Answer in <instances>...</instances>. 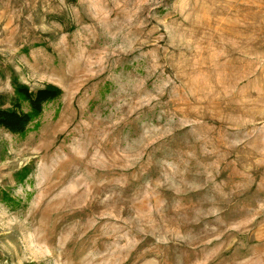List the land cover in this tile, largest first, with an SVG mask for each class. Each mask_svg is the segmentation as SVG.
Returning <instances> with one entry per match:
<instances>
[{"label":"rangeland","instance_id":"374dc122","mask_svg":"<svg viewBox=\"0 0 264 264\" xmlns=\"http://www.w3.org/2000/svg\"><path fill=\"white\" fill-rule=\"evenodd\" d=\"M13 80L0 264H264V0H0Z\"/></svg>","mask_w":264,"mask_h":264},{"label":"trees","instance_id":"16d2710c","mask_svg":"<svg viewBox=\"0 0 264 264\" xmlns=\"http://www.w3.org/2000/svg\"><path fill=\"white\" fill-rule=\"evenodd\" d=\"M13 94L8 100V107L0 106V128L14 135L24 136L29 126L37 121L44 107L62 95V90L54 84H44L37 89L12 82ZM29 174L27 168L16 173V182L22 183Z\"/></svg>","mask_w":264,"mask_h":264}]
</instances>
